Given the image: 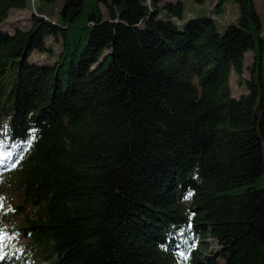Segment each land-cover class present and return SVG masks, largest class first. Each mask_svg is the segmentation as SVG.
I'll return each instance as SVG.
<instances>
[{"label": "trees", "instance_id": "16d2710c", "mask_svg": "<svg viewBox=\"0 0 264 264\" xmlns=\"http://www.w3.org/2000/svg\"><path fill=\"white\" fill-rule=\"evenodd\" d=\"M229 1L224 26L186 0H65L0 28V264H264V21Z\"/></svg>", "mask_w": 264, "mask_h": 264}, {"label": "rangeland", "instance_id": "374dc122", "mask_svg": "<svg viewBox=\"0 0 264 264\" xmlns=\"http://www.w3.org/2000/svg\"><path fill=\"white\" fill-rule=\"evenodd\" d=\"M65 0H55L52 3H47L45 0H31L28 8L17 9L13 8L10 12V15L6 21L0 24V28L8 29L13 31L15 28H28L31 25V17L33 13H38L37 8H43L47 11L50 18L53 20H58L60 13L59 9L63 5ZM257 8L260 12V16L264 21V0H255ZM217 0H206L203 4H196L193 0H186V14L193 15L198 11H201V14H209L210 11L214 12V16L216 17L219 26H224L229 22L235 21L238 15L237 4L229 1L225 4V9L220 13H216L215 6ZM103 7V6H102ZM210 10V11H209ZM106 14V13H105ZM107 15V14H106ZM222 28V27H220ZM47 43L52 47L53 51L59 53L62 50L61 43L53 37L47 38ZM56 54H52L50 52L42 53L38 51H34L31 55V59L38 62H53L57 59ZM253 60V52L248 51L245 56V63L249 65ZM247 75V72L245 73ZM231 84L233 87V91L236 95H239L243 90V86L239 84V79L236 74L231 76ZM17 188L13 187V189L8 192L7 199L8 202L11 199L18 200L19 196L17 194ZM16 235V234H15Z\"/></svg>", "mask_w": 264, "mask_h": 264}, {"label": "snow or ice", "instance_id": "6c2138e0", "mask_svg": "<svg viewBox=\"0 0 264 264\" xmlns=\"http://www.w3.org/2000/svg\"><path fill=\"white\" fill-rule=\"evenodd\" d=\"M7 239H9V234L5 231L4 228H0V260L7 258V253L3 251V249L6 247L5 240Z\"/></svg>", "mask_w": 264, "mask_h": 264}, {"label": "bare ground", "instance_id": "6f19581e", "mask_svg": "<svg viewBox=\"0 0 264 264\" xmlns=\"http://www.w3.org/2000/svg\"><path fill=\"white\" fill-rule=\"evenodd\" d=\"M9 148H11V147L9 146ZM1 155H2V154H1ZM1 155H0V157H1ZM14 162H15V161H10V162H8L6 159H5L4 161H2V160L0 159V170H1L2 168H6V167H8V166H10V165H13Z\"/></svg>", "mask_w": 264, "mask_h": 264}]
</instances>
